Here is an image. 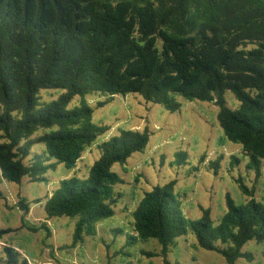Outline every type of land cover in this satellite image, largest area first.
<instances>
[{
	"label": "trees",
	"instance_id": "obj_1",
	"mask_svg": "<svg viewBox=\"0 0 264 264\" xmlns=\"http://www.w3.org/2000/svg\"><path fill=\"white\" fill-rule=\"evenodd\" d=\"M43 89L65 92L40 103ZM130 93L170 112L180 108L175 96L213 104L225 137L241 146L247 168L259 175L264 0H0V184H20L25 177L44 181L48 167H54L45 164L51 158L74 168L107 130L92 123L84 98ZM226 93L237 107L228 106ZM75 96L81 104L68 110ZM147 142L145 131L120 130L98 145L100 156L86 181L62 180L46 197V220L80 217L73 247L84 236H95L97 224L114 215L121 197L114 186L122 180L111 166L124 164ZM236 181L249 199L238 205L226 196L227 210L216 225L207 210L199 220L187 219L171 193L173 183L146 192L131 212L134 235L126 244L154 239L164 263L171 264L168 249L190 232L194 247L220 254L226 264L252 260L241 248L248 241L264 242V205L240 178ZM17 207L25 215L30 211L24 198ZM40 229L49 236L45 225ZM10 231L0 230V236ZM3 251L0 264H29L13 248Z\"/></svg>",
	"mask_w": 264,
	"mask_h": 264
},
{
	"label": "rangeland",
	"instance_id": "obj_2",
	"mask_svg": "<svg viewBox=\"0 0 264 264\" xmlns=\"http://www.w3.org/2000/svg\"><path fill=\"white\" fill-rule=\"evenodd\" d=\"M64 92V89H43L37 101L50 102ZM175 98L180 108L170 112L162 105L144 101L138 94L86 96L84 100L92 109V123L107 130L84 151L76 166L68 169L51 158L45 164L54 167H48L44 181L29 182L25 177L20 184L6 181L0 184L3 194L0 230H12L0 236V260L6 259L3 249L7 246L29 264H165L156 240L126 243L128 235H134L130 223L136 204L146 192L156 187L164 189L170 183L180 209L191 220L201 219L207 210L216 225L227 210L226 196L235 204L246 203L249 196L240 189L238 178L252 191L254 199L264 205V162L259 175L247 168L249 158L240 145L225 137L216 106L180 96ZM225 99L229 107H237L231 93H226ZM80 104L81 97L75 96L67 109ZM120 130L145 131L148 142L143 151L132 154L124 164L111 166L110 171L122 180L114 186V192L121 194L114 215L97 224L95 236H84L73 247L75 225L80 217L46 220L45 199L62 180L76 177L86 181L100 156L98 145L118 136ZM19 198H24L30 206L27 215L17 207ZM42 225L48 228L49 236L40 229ZM31 227L38 230L31 231ZM194 244L190 232L178 238L168 249L166 260L171 264H226L220 254L196 248ZM241 251L251 254L252 260L239 258L235 264H264V242L248 241Z\"/></svg>",
	"mask_w": 264,
	"mask_h": 264
}]
</instances>
